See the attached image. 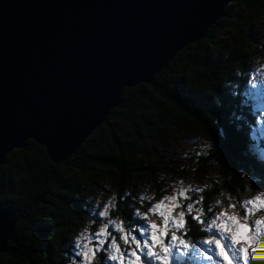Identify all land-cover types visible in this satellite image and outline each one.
Listing matches in <instances>:
<instances>
[{"label": "trees", "instance_id": "trees-1", "mask_svg": "<svg viewBox=\"0 0 264 264\" xmlns=\"http://www.w3.org/2000/svg\"><path fill=\"white\" fill-rule=\"evenodd\" d=\"M263 20L264 0H235L152 84L123 89L122 103L65 163H52L33 141L10 153L0 168V210H12L17 221L0 264H75L73 242L88 215L92 218L97 195L110 200V220L137 234L152 220L140 182L147 177L158 186L156 171L163 162L157 146L176 131L196 130L208 142L194 176L204 182L202 210L228 197L243 217L239 203L255 189L264 190V157L254 152L264 151V144L260 140L253 149L248 140L260 113L245 94V73L259 55ZM212 166L216 178L208 175ZM13 167H19L18 188ZM201 225L187 217L182 236L188 244L201 246L207 237ZM99 258L96 264H104ZM170 259L190 264L176 252Z\"/></svg>", "mask_w": 264, "mask_h": 264}, {"label": "water", "instance_id": "water-1", "mask_svg": "<svg viewBox=\"0 0 264 264\" xmlns=\"http://www.w3.org/2000/svg\"><path fill=\"white\" fill-rule=\"evenodd\" d=\"M235 0H0V168L42 146L63 164ZM16 216L0 210V255Z\"/></svg>", "mask_w": 264, "mask_h": 264}, {"label": "rangeland", "instance_id": "rangeland-1", "mask_svg": "<svg viewBox=\"0 0 264 264\" xmlns=\"http://www.w3.org/2000/svg\"><path fill=\"white\" fill-rule=\"evenodd\" d=\"M258 30L260 52L245 73V94L254 112L260 113L248 135L253 149L260 140L264 144V20ZM157 148V156L163 162L156 171L158 186L145 177L139 191L148 203L152 220L140 227L137 234L127 233L108 218L110 200L97 195L91 201L92 218L88 215L74 239V263L96 264L103 257L104 264H171L170 255L176 252L179 257L187 255L190 264H244L248 253L258 251L264 255V190L255 189L239 203L243 217L228 197L220 198V202L204 211L200 194L204 182L196 181L194 176L197 158L208 149L206 139L196 130L176 131L175 136ZM254 152L264 157V151L256 148ZM18 168L11 170L15 188L20 183ZM208 175L218 176L214 166L208 168ZM188 216L200 221L207 234L201 246L188 244L182 236ZM263 263L264 260H256V264Z\"/></svg>", "mask_w": 264, "mask_h": 264}, {"label": "bare ground", "instance_id": "bare-ground-1", "mask_svg": "<svg viewBox=\"0 0 264 264\" xmlns=\"http://www.w3.org/2000/svg\"><path fill=\"white\" fill-rule=\"evenodd\" d=\"M258 252V251H257ZM251 253V254H249L248 253V255L246 256L247 258H249L248 260H247V262L245 261V263L244 264H254V262H255V264H256V260L257 259H261V260H264V255H263V253ZM251 257V258H250ZM262 261H260L259 263H261ZM264 264V263H263Z\"/></svg>", "mask_w": 264, "mask_h": 264}]
</instances>
